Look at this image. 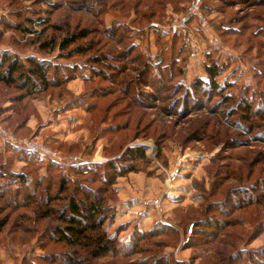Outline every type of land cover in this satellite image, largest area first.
<instances>
[{"label":"rangeland","instance_id":"obj_1","mask_svg":"<svg viewBox=\"0 0 264 264\" xmlns=\"http://www.w3.org/2000/svg\"><path fill=\"white\" fill-rule=\"evenodd\" d=\"M192 1L0 0V53L62 82L0 85V264H264V0H199L207 27L173 32ZM213 65L223 92L194 90ZM82 192L104 221L72 246ZM101 237L117 250L94 257Z\"/></svg>","mask_w":264,"mask_h":264},{"label":"trees","instance_id":"obj_2","mask_svg":"<svg viewBox=\"0 0 264 264\" xmlns=\"http://www.w3.org/2000/svg\"><path fill=\"white\" fill-rule=\"evenodd\" d=\"M19 30L27 32L28 30L21 25L17 26ZM87 35L84 31L73 35L70 38L67 37L62 40L60 44V50L66 48L67 46L75 43L78 38H85ZM44 47L46 45H43ZM77 51L80 53H85V47H77ZM93 63L95 64H104L108 56L103 57H93ZM51 67L46 63L38 60L36 57H26L22 60L19 56L3 51L0 53V85H6L8 87H14L18 92H20L24 97H34V95L42 94L49 90V88L55 84L59 85L62 82L55 80V75H57V70H54L50 74ZM216 66H211L207 68L208 81L204 82L197 80L196 83L192 86L194 90L203 91L205 93L210 92H223L221 87L216 83V77H218V71ZM113 74V73H112ZM197 92V91H196ZM249 111V110H248ZM131 149L125 151L124 159H120V166L116 167L111 162L107 164V167L111 169V175L114 176H123L127 173L133 172L132 167L129 165H124L125 161H131L136 158V153H131ZM140 155V152H137V156ZM0 174V180H1ZM20 184H26L27 180L23 175L15 176ZM111 185L115 182L110 180ZM61 193L65 191V184L61 181ZM84 194V199L75 200L74 198L70 199L67 203L66 210H63L62 220L67 224L65 229H59V240L69 243L72 246H78L83 239L87 238V234L90 232H96L101 229L104 219L100 217L103 216V207L102 203L103 198L99 196L92 197L87 192H82ZM264 197V193L261 195ZM261 197L257 198L259 200ZM209 227V226H208ZM116 241L104 240L101 237L98 240L97 251L94 252L93 256H104L105 254H110L113 250H117ZM72 259V258H71Z\"/></svg>","mask_w":264,"mask_h":264},{"label":"built area","instance_id":"obj_3","mask_svg":"<svg viewBox=\"0 0 264 264\" xmlns=\"http://www.w3.org/2000/svg\"><path fill=\"white\" fill-rule=\"evenodd\" d=\"M191 20H193L198 25H200L202 29H205L208 25L206 18L202 15L201 4L199 0H193L191 2L187 14L183 17V19H181L178 25L172 27V31L174 32L175 30H180V29L182 30L186 28L187 23ZM196 55H197V50L193 51V53L191 54L192 57H195ZM23 144L30 151H33L36 148H38L37 146L35 147L33 144L29 142H24Z\"/></svg>","mask_w":264,"mask_h":264}]
</instances>
